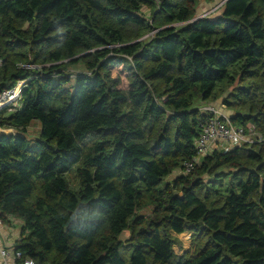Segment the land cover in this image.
I'll return each mask as SVG.
<instances>
[{"label":"trees","instance_id":"obj_1","mask_svg":"<svg viewBox=\"0 0 264 264\" xmlns=\"http://www.w3.org/2000/svg\"><path fill=\"white\" fill-rule=\"evenodd\" d=\"M196 4L0 0V95L26 81L0 114L14 131L0 132V215L21 220L24 257L264 264V0H226L216 17ZM225 94L256 140L186 173L201 107ZM184 232L197 246L178 254Z\"/></svg>","mask_w":264,"mask_h":264},{"label":"built area","instance_id":"obj_2","mask_svg":"<svg viewBox=\"0 0 264 264\" xmlns=\"http://www.w3.org/2000/svg\"><path fill=\"white\" fill-rule=\"evenodd\" d=\"M154 1L156 3L160 2V0ZM25 83L26 81L24 80L19 81L17 86L5 90L0 95V110L9 107V105H12L11 110L19 106L21 89ZM5 102L8 103L5 104ZM201 109L207 113L208 117L202 122L199 137L195 141L198 155L193 160L185 162L186 173H190L195 163H198L200 158L210 154L214 149H220L226 152L236 145L251 143L256 140V136L251 138L253 134H256L253 124L245 126L234 124L231 117L213 104L203 105ZM214 143H216L215 147H213ZM11 218L13 217H9V220ZM4 223L5 221L0 215V228ZM2 257L4 260H7V264H36L34 259L24 257L22 251L10 249L9 247L2 249Z\"/></svg>","mask_w":264,"mask_h":264},{"label":"rangeland","instance_id":"obj_3","mask_svg":"<svg viewBox=\"0 0 264 264\" xmlns=\"http://www.w3.org/2000/svg\"><path fill=\"white\" fill-rule=\"evenodd\" d=\"M225 2H226V0H197V4H196L197 12L196 13L201 17H205V16L216 17L217 15H219L222 12ZM144 10H145V13L147 14L146 16L149 18L150 17L149 11L147 10V8H145ZM151 34L154 35V32H150V34L145 35L143 38H145L146 36H149ZM83 69L84 68L82 65H77L75 67H72V71H73L72 73L82 72ZM230 89H232V88H230ZM226 96L227 95L225 94L224 96L220 97L219 99H217L215 101L204 103V105H206V104L216 105L220 109H222L223 112L228 114V116H229V114H232L234 111L229 109L228 106L224 105L225 104L224 97H226ZM11 108H12V105H9V107H7V109L4 108V110L1 111L2 113H0V114L9 113L11 111ZM249 124H252V123H247V125H249ZM39 129H40L39 124L37 122H34L29 128V131L31 134L30 135L28 134V136L34 137L37 134ZM1 131H3V130H0V132ZM5 131L9 132L8 130H5ZM254 136H257V131H256V134H253L251 136V138ZM249 137H250V135H249ZM215 146H216V143L213 144V147H215ZM71 177H72L74 184L75 183L77 184V181L74 178V176L71 175ZM229 179H230V176H226V180L228 181ZM148 211H149V209L147 208V209L143 210L142 212H148ZM16 227L20 228V225L16 223ZM127 234H128V232H126V235ZM192 234L193 233H190V232H184L181 234H176V233L174 234L175 235L174 248L178 254H183L188 250H190L192 252L194 251V249L196 248L197 245L193 244L194 241H193V238L191 237ZM126 235L124 234L123 238H126Z\"/></svg>","mask_w":264,"mask_h":264},{"label":"crops","instance_id":"obj_4","mask_svg":"<svg viewBox=\"0 0 264 264\" xmlns=\"http://www.w3.org/2000/svg\"><path fill=\"white\" fill-rule=\"evenodd\" d=\"M230 115L231 114H229V117ZM1 132H6V131H1ZM16 223L20 225V228L16 227ZM22 239H23V234H22V226L20 219L11 218L8 222L4 223V225L0 228V264H7V260H4L2 257V249L6 247H9L10 249H15V244L20 242Z\"/></svg>","mask_w":264,"mask_h":264},{"label":"bare ground","instance_id":"obj_5","mask_svg":"<svg viewBox=\"0 0 264 264\" xmlns=\"http://www.w3.org/2000/svg\"><path fill=\"white\" fill-rule=\"evenodd\" d=\"M8 102H5V104H7ZM9 133V132H8ZM10 133H11V131H10Z\"/></svg>","mask_w":264,"mask_h":264},{"label":"water","instance_id":"obj_6","mask_svg":"<svg viewBox=\"0 0 264 264\" xmlns=\"http://www.w3.org/2000/svg\"><path fill=\"white\" fill-rule=\"evenodd\" d=\"M1 133H3V132H1Z\"/></svg>","mask_w":264,"mask_h":264}]
</instances>
